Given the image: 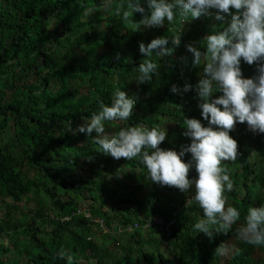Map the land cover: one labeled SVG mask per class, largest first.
I'll list each match as a JSON object with an SVG mask.
<instances>
[{
  "label": "trees",
  "instance_id": "trees-1",
  "mask_svg": "<svg viewBox=\"0 0 264 264\" xmlns=\"http://www.w3.org/2000/svg\"><path fill=\"white\" fill-rule=\"evenodd\" d=\"M126 2L0 0V264H264V246L235 235L247 209L264 205L262 161L232 180L227 204L240 211V220L210 240L193 231L203 218L198 205L186 204L194 191L151 182L137 160H115L99 152L95 133L76 131L100 103L111 106L117 88L136 104L129 121L105 123L108 134L125 126H159L166 130L159 147L179 152L175 145L190 143L183 135L185 118L207 126L193 102L195 89L182 91L203 70L193 67L186 45L203 51V38L221 25L188 21L171 56L157 59L153 53L157 71L141 84L136 68L147 57L139 44L167 37L166 47L173 48L176 31L133 32L115 14ZM140 6L148 15L146 0ZM143 15L133 13V22ZM253 76L249 68L242 78ZM173 85L181 91L171 92ZM154 215L169 235L158 226L143 229ZM132 224L139 228L126 231ZM221 243L232 249L225 256L215 254Z\"/></svg>",
  "mask_w": 264,
  "mask_h": 264
},
{
  "label": "clouds",
  "instance_id": "clouds-1",
  "mask_svg": "<svg viewBox=\"0 0 264 264\" xmlns=\"http://www.w3.org/2000/svg\"><path fill=\"white\" fill-rule=\"evenodd\" d=\"M146 3L148 15H143L145 9L140 6V0L119 4L115 14H122L133 32L142 27L176 32L171 36L173 48L166 47L167 37L153 39L147 46L139 44V52L147 57L136 68V81L141 84L151 82L152 74L157 71L153 53L157 59L171 56L180 45L181 32L189 30L188 21L207 20L221 25L219 30L214 29L213 34L203 38V51L186 45L193 57V67L202 66L203 70L199 81L186 84L182 91L195 89L197 99L193 102L200 108L207 126L200 120L185 118L183 135L190 143L175 145L179 152L159 147L166 139V130L159 126H125L108 134L105 123L129 121L136 104L135 97L117 88L111 106L100 103L99 111L93 112L76 131L95 133L92 141L99 146V152L115 160H137L151 182L185 193L194 191L193 196L185 198L186 204L198 205L203 218L199 217L193 231L211 240L214 234H227L240 220V211L227 204L226 192L234 190L232 180L242 179L255 170L253 163L257 160L264 163V0H146ZM133 13L142 14L143 19L133 22ZM180 59L186 64V57ZM240 65L244 67L243 72ZM249 68H253L255 76L242 78ZM179 91L175 85L171 88L173 93ZM216 92L222 95L216 98ZM189 175L194 179H189ZM171 191L175 196V191ZM173 224L171 221L167 226ZM162 225L163 219L154 215L143 229L158 226L162 233L169 235V228L162 230ZM138 228L137 224H132L126 231ZM235 235L253 247L264 246V205L247 209ZM231 250L229 244L221 243L215 254L225 256Z\"/></svg>",
  "mask_w": 264,
  "mask_h": 264
},
{
  "label": "rangeland",
  "instance_id": "rangeland-1",
  "mask_svg": "<svg viewBox=\"0 0 264 264\" xmlns=\"http://www.w3.org/2000/svg\"><path fill=\"white\" fill-rule=\"evenodd\" d=\"M196 216V215H195ZM7 257H12L11 255H8Z\"/></svg>",
  "mask_w": 264,
  "mask_h": 264
}]
</instances>
